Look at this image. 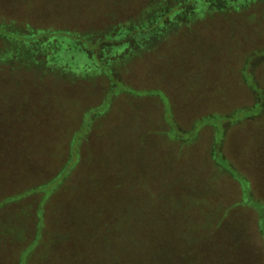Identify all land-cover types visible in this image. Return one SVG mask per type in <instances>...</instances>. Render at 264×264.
<instances>
[{"label": "rangeland", "instance_id": "rangeland-1", "mask_svg": "<svg viewBox=\"0 0 264 264\" xmlns=\"http://www.w3.org/2000/svg\"><path fill=\"white\" fill-rule=\"evenodd\" d=\"M183 1L0 0V264H264V0Z\"/></svg>", "mask_w": 264, "mask_h": 264}, {"label": "trees", "instance_id": "trees-1", "mask_svg": "<svg viewBox=\"0 0 264 264\" xmlns=\"http://www.w3.org/2000/svg\"><path fill=\"white\" fill-rule=\"evenodd\" d=\"M190 4H191V0H184L183 2H180V4H178V6L176 5L177 7H175V8L184 9V8L188 7ZM170 12L171 11H166L164 13V17H167V15ZM13 19L14 18H12V17L5 18V20H7V23L8 22H12ZM163 19H166V18H163ZM19 24L21 25V27H20V30H22L21 32H23V34H26V37L28 36V33L30 31H33V30L35 31L36 29H40L41 28L40 24L33 23L31 20H28L26 18L23 19L22 21H20ZM49 27H53V26L52 25H47V26H45V30L48 29L47 31H50L49 30ZM42 28H44V27H42ZM61 30H57V33L56 34H53V30L51 32H47V34H46V31H45L44 32L45 34H40L39 36H36V34H34L33 37H29V38L32 39V40H34V41H37V40L41 41V40H46V39H47L46 41H55V40L58 39V37H61V38H66L67 40L70 41V40H73V38L78 34L75 30H73V31L69 32V34L67 33V34H64L62 36H58L57 34ZM122 30H124V28L122 26H119V27L113 29L114 32L109 31V33L110 34L111 33H115V35H117L118 34V31H122ZM15 38H16V36H14L13 39L15 40ZM29 38H26V39H29ZM73 42H75V41H73ZM86 43L87 44H85V47L88 46V41H86ZM91 44H93V43H91ZM80 51H81L80 54H78V55L75 54L74 55L71 51H67V48H65L62 53L57 54V55H61V56L57 57V61L69 62V59H70V60H72V63L73 64H78V65L82 66V68H83V66L89 67V65L92 64L96 68L97 72L103 73L104 75H109L110 78L111 79H114V81H115V74H113L112 71H108L110 69V65H111V64H109V62H104L103 61V62L98 63L97 60H95V62H94L92 60V58L89 57V54H88L87 51H84L82 49H80ZM262 51H263L262 53H264V50H262ZM117 58L119 59L118 56H117ZM110 60H112V59L110 58ZM119 60L121 61V59H119ZM99 61H101V60H99ZM111 63H112V61H111ZM57 65L58 66H57V68L54 71H60V70H62L63 67L60 64H58V63H57ZM94 67H92V68H94ZM110 70H112V68ZM51 72H53V71H51ZM249 75H250V73H249ZM248 77H250V79L252 81V87H253L255 93L261 95L260 97H262V91L257 86L256 82H254V80L251 77V75L248 76ZM260 107H262V106H260ZM140 260H142V262H143L144 259L143 258H140ZM130 261L131 260H129V262ZM109 262L110 263L112 262V258L111 259L109 258L108 264H109ZM124 264H126V263H124ZM128 264H130V263H128Z\"/></svg>", "mask_w": 264, "mask_h": 264}]
</instances>
